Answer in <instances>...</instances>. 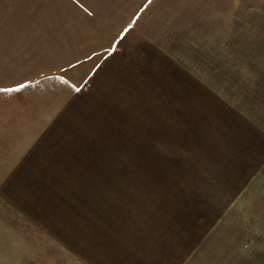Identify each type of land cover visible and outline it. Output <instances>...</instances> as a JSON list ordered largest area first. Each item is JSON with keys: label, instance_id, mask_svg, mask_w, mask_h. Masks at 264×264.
<instances>
[{"label": "rangeland", "instance_id": "374dc122", "mask_svg": "<svg viewBox=\"0 0 264 264\" xmlns=\"http://www.w3.org/2000/svg\"><path fill=\"white\" fill-rule=\"evenodd\" d=\"M84 2H50L51 56H0L2 264H264V63L227 62L219 19L110 57L144 1Z\"/></svg>", "mask_w": 264, "mask_h": 264}, {"label": "crops", "instance_id": "0c3cea01", "mask_svg": "<svg viewBox=\"0 0 264 264\" xmlns=\"http://www.w3.org/2000/svg\"><path fill=\"white\" fill-rule=\"evenodd\" d=\"M48 1L51 2L52 0ZM48 1L0 0V56L4 58V50H12L10 62L13 66L15 65L16 73L20 71L19 65L21 60L20 55L23 52L21 51L22 49L25 47L33 49V51L31 49V51L27 52V57L30 59V63H32L33 56L35 55L40 58L51 56V51H46V49H51L53 46L60 47L64 40V38L62 40L60 33L65 32L66 26L69 25L68 20L62 19L58 21V16L56 17L53 14L51 3ZM70 1L73 2L76 8V17L79 15L82 18L86 15L92 18L94 23L96 22L94 19H96L97 13L93 8L86 7L87 5L84 0ZM143 1L142 6L138 8L134 16L132 12L130 13V10L129 17L130 15L133 17L127 20L124 19L122 24L119 25L123 26L124 22L128 21L126 30L121 32L122 34L117 32V35L114 37L116 40H114L113 44L106 45V48H112L108 52L111 55H109L110 57L115 56L117 47L121 45L135 50H144L145 52H148L149 48L160 50L165 47V37H168L173 42L171 44L172 47H179L181 33L185 35L184 37L188 39V42L191 41V30L194 31V23H205V19H209L210 22L219 19L222 34H230L227 46L237 49L234 55L231 56L233 59L227 62L235 63L236 65L264 63V59H261L263 55L259 51V48H264V0H203L202 11L196 10L195 4L191 3L192 0H154L152 3L151 1L153 0ZM54 11L57 12L55 9ZM150 15H156L157 18L150 20ZM197 16H204V19L202 21L197 20ZM60 17L62 18L63 16L60 14ZM183 24H187L188 26L181 29L180 26ZM52 27H56L54 30L58 32L57 37L54 39V44L52 43V31H54ZM211 31L212 29L210 28L209 32L211 33ZM81 32L85 33L83 30ZM88 34L90 33L88 32ZM120 34L121 36H119ZM85 35L87 37L83 34L76 38L79 40H83V38L94 39L93 36H90L91 34ZM115 45L117 46L113 48ZM166 46L168 47V45ZM37 47L39 48L38 52L36 50ZM79 48H83V44H80ZM109 56L108 58H110ZM154 60L159 62L161 59L157 56ZM171 62L174 63L173 61ZM0 63H3V59ZM241 71L242 68L235 69L237 77ZM250 78L247 75L244 80L247 81ZM80 88L83 89V86ZM78 92L79 90L76 92V96ZM144 92H146L145 89ZM145 95H147V92ZM76 104H78V101H76ZM63 118L67 119L66 116ZM1 210L0 206V235H3L5 234V223ZM7 224L9 225V222ZM9 233H6L9 237L14 235L13 232L11 235ZM163 244V248L166 251L168 247L165 242ZM0 249L1 251L3 249L2 243H0ZM129 254L126 251L123 255V264H129L126 262L131 261V259H126L127 255L128 259L132 258ZM169 255L171 254L169 253ZM2 260L0 259L1 264ZM143 261L144 259H142ZM153 263L158 264L157 259L153 260L150 264Z\"/></svg>", "mask_w": 264, "mask_h": 264}, {"label": "snow or ice", "instance_id": "6c2138e0", "mask_svg": "<svg viewBox=\"0 0 264 264\" xmlns=\"http://www.w3.org/2000/svg\"><path fill=\"white\" fill-rule=\"evenodd\" d=\"M0 91H7V90H5V89H0Z\"/></svg>", "mask_w": 264, "mask_h": 264}]
</instances>
